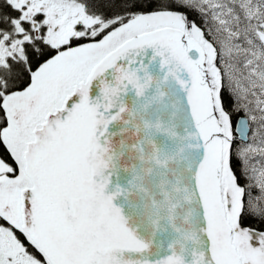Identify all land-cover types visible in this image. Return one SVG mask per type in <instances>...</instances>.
Returning a JSON list of instances; mask_svg holds the SVG:
<instances>
[{
    "label": "snow or ice",
    "instance_id": "snow-or-ice-1",
    "mask_svg": "<svg viewBox=\"0 0 264 264\" xmlns=\"http://www.w3.org/2000/svg\"><path fill=\"white\" fill-rule=\"evenodd\" d=\"M0 264H264V0H0Z\"/></svg>",
    "mask_w": 264,
    "mask_h": 264
}]
</instances>
